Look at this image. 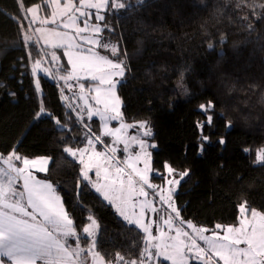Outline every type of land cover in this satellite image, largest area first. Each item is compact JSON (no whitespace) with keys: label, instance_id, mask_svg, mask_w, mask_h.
<instances>
[{"label":"trees","instance_id":"trees-1","mask_svg":"<svg viewBox=\"0 0 264 264\" xmlns=\"http://www.w3.org/2000/svg\"><path fill=\"white\" fill-rule=\"evenodd\" d=\"M48 1L0 0V156L50 157L38 176L62 196L80 243L93 240L82 233L91 216L96 250L107 262L117 254L139 261L145 233L82 181V165L63 151L85 145L89 126L99 134V120L69 107L63 83L52 76L40 75L36 90L32 69L45 51L26 42L24 28L27 9L42 4L49 13ZM122 3L109 4L102 31L118 53L100 52L126 65L118 84L123 119L149 124L153 169L163 175L167 164L178 177L188 173L175 195L181 218L214 229L239 224L243 204L264 213V161H257L264 149V0Z\"/></svg>","mask_w":264,"mask_h":264},{"label":"snow or ice","instance_id":"snow-or-ice-1","mask_svg":"<svg viewBox=\"0 0 264 264\" xmlns=\"http://www.w3.org/2000/svg\"><path fill=\"white\" fill-rule=\"evenodd\" d=\"M56 8L60 6V0H53ZM111 3L113 8L122 9L125 8V3L119 2V0H98V2H91V0H81V6L86 8L101 9L106 8ZM145 0H137V5L142 6ZM22 6V2H21ZM74 5L69 2L64 5L65 12L73 10ZM132 8L134 5H127ZM37 8H28L27 11L33 13L37 12ZM76 11H80L82 16H86L87 13L76 8ZM53 17L57 15L54 10L52 13ZM71 24H75L76 17L70 16L68 18ZM97 20H103L104 17L97 15ZM35 22V19L32 21ZM48 23L49 21H42ZM55 23V19L50 21ZM65 27H69V24H65ZM91 28L92 32L99 36L103 29L99 26H92L88 23L84 24L83 28H79L78 32H84ZM52 35L63 39L67 34L59 32H53ZM26 40H30L31 37H25ZM88 42L103 48L111 52L112 56H116L118 48L116 46H110L107 43L101 42L99 38H86ZM61 44H54L53 47H61ZM71 47V45H69ZM211 48L212 45L210 44ZM91 51V50H89ZM52 59L57 60L56 53L53 52ZM65 55L69 57V63L72 64L73 72L76 71L79 66L80 71H84L88 74V77L93 81H97L98 85H107V88H101L97 86L95 91L97 95L93 97L97 104H103V110L96 109L93 111L91 108L88 110V118L92 116H99L103 122L105 129L104 135L116 136L117 133L121 132L127 127L123 122L120 128L115 131L109 129V120H121L122 113L120 112L119 105L120 99L115 94V89L118 81H114V76L123 77L125 73V67L123 61L114 62L105 55H100L96 52H92L91 55H81L77 57L76 61L72 59V53L66 52ZM42 63L41 60H36L33 65V74L37 73L39 65ZM47 73V69L43 70ZM73 78V73L61 76V79L67 81ZM36 90H40L39 79L35 82ZM83 91L84 85H80ZM91 90V89H90ZM83 98V97H81ZM71 107V105H69ZM205 109L204 105L200 106ZM212 105L209 103L208 108ZM41 113L44 112L43 107L40 109ZM60 123L59 120L56 121ZM207 124L212 123V117L208 116ZM203 124L199 127L203 128ZM140 128L144 129L143 135L150 137L152 135L151 129L146 127V122L139 124ZM119 139V138H117ZM132 140L136 141L141 150H145L148 147L155 148V144H147L145 140L132 137ZM207 140V137H203ZM95 143H102L100 136H95L93 139H87L88 147L85 148H72L65 147L63 151L74 159H79L80 164L83 165L81 169L82 181L92 183L96 192L99 193L105 201L109 204H115L116 200H121L122 203H126L124 197L125 191L134 190L131 176L128 177L127 189L124 185L122 174L124 169L116 167L117 175L111 180L110 184L98 185L93 183L90 177V172L94 168L98 169V165L91 163H85L83 157L84 154L92 149V155L96 157H105L107 160L113 159L111 156H107L106 153L95 151ZM220 144H224L223 138L219 140ZM125 151H127L128 143L124 141ZM112 153L116 152V148L113 147L110 150ZM200 151H203V147H200ZM247 151V150H246ZM145 156L150 159L151 153L145 151ZM0 161L3 162L6 167H0V264H88V257H92V264H96L98 258L103 262V258L99 256V253L95 252L96 241L93 239L88 248L81 247L80 235L77 233L76 227L74 226V220L68 209L65 208L61 197L56 193L53 185L47 181L37 180L33 175L31 169L35 168L39 163L40 167L36 170L45 171L44 165L48 164V159H42L39 162L36 160H30L23 157L13 151L6 158L0 156ZM257 161H264V149H261L257 153ZM15 162H19L22 166H17ZM131 167V166H130ZM169 174L174 172L167 164L165 165ZM99 171L96 170L95 175L99 177ZM139 175V172L137 173ZM188 173L185 171L180 174V179L187 176ZM107 179V176L105 177ZM143 184L147 185L148 188L156 189L149 183L146 176L141 175ZM22 181V190L17 189L16 184ZM170 185L179 184L180 180H169ZM87 187V184L84 185ZM171 191V190H169ZM112 193V195H110ZM140 194L147 197L148 193L143 188L140 189ZM160 200L163 201L171 211L175 213L176 218H179V210L173 206L172 197L160 195ZM136 203L135 201L133 202ZM31 209V211H29ZM117 211L121 216L124 217L130 224H135L143 228V231L148 234L146 241L145 256L148 259L152 258L150 247L156 250L157 257H163L164 261H171V264H187L186 256L187 253H193V258L201 261L202 264H214V257H218L223 264H264V214L251 210V216L248 218L244 213L246 209L244 205H241L242 218L239 221V226H229L224 229L225 234L221 236L218 232H213L212 235H204L207 229L196 228L191 222H188V228L194 230L198 234L199 240L203 241L206 247L200 246L196 239L189 235L188 232L182 228H175V235H168L165 232H161V236L167 238L161 243L158 237L152 236L150 232V224H141L140 219L133 221L125 214L121 207H117ZM147 212H158V209L152 206V204L145 200L139 202V215L144 217ZM91 223L83 227L82 233L85 239L89 236H93L92 225H95V220L89 216L87 218ZM173 218L168 216L163 219V223L168 225L169 231H172ZM181 224L184 222L181 220ZM221 225L217 224L216 228L221 229ZM186 238L191 243H186ZM75 241V247L69 244V240ZM153 241H156L153 243ZM245 244L246 247H240L239 245ZM150 246V247H149ZM118 261H124V257L117 254ZM111 264V262H109ZM125 264H145L144 260L139 262L136 260L125 261Z\"/></svg>","mask_w":264,"mask_h":264},{"label":"rangeland","instance_id":"rangeland-1","mask_svg":"<svg viewBox=\"0 0 264 264\" xmlns=\"http://www.w3.org/2000/svg\"><path fill=\"white\" fill-rule=\"evenodd\" d=\"M122 1L123 0H119V2H122ZM69 2H71L74 5L73 10L70 12H65L64 5ZM91 2H98V0H91ZM47 6L50 8L49 13H46L42 4H38V5L31 7V8L38 9L37 12L35 13V16H33V13L28 12L30 16V21L28 22V26L25 27L24 30H25V37H31V39L26 40V42L28 43L29 41L36 40L37 43L40 44L44 48V51H45L43 58L40 59L42 63L39 65L37 73L35 74L36 80L39 79L40 75L52 76L56 80L57 79L60 80L63 83L64 89H65V96H64L65 101L72 107L73 106H77V108L79 107L81 112H84L86 114V118L88 122H90L93 118H97L100 122L101 130L99 134L92 132L91 131L92 129L90 126L87 127L88 130H87V133L85 134L86 144L80 147H74V149L88 147L87 139L90 138L94 140L95 136H100L103 142L95 143L94 141L95 151L106 153L107 156L113 157V159L107 160V162H105V157L103 156L96 157L92 155V149L89 148V151L85 153L83 157L85 163H91L94 165H98V169L94 168L93 171L90 172V177H91L92 182L97 183L98 185H101V186L110 184L111 180L117 175L116 167L118 166L120 168H123L124 173L122 174V178L124 180L125 188L127 189L128 177L131 176L134 190L125 191L124 197L127 201L126 203H122L121 200H116L115 204H111L115 208L116 211H117V207L119 206L123 209L125 214L128 215L131 220L136 221L137 219H140V223L142 225L150 224V232L152 233V236L158 237L161 243L167 238L166 236L164 237L161 236L162 231L167 233L168 235H175V228L180 227L184 231L188 232L190 236L194 237L196 239V242L200 246L206 247L204 242L199 240L198 234L195 233L193 229L188 228L187 226L188 222L184 221L181 218V216H179V218H176L175 213L171 211V208L168 207L167 204H165L163 201L160 200V195H163L165 197H167L168 195H171L173 206L178 209L177 204H176L175 195L179 190V186H180L182 179H180V177H178L175 174V171L170 175L167 170V167L163 175L160 172L155 171L153 169L152 148L148 147L145 150H141L139 144L136 141L131 139L132 137H137L138 139L145 140L146 143L149 145L155 144L153 140L151 139L152 135L150 137L144 136L143 135L144 129L139 127V124L145 121L127 122L123 119V114H122V121L121 120H109L108 127L109 129L115 131V129L120 128V125L122 122L127 127H125L121 132L117 133L116 136H110V135H104L105 129L103 126V122L100 120L99 116L94 115L92 116L91 119L88 118L87 113H88L89 108H91L93 111H95L96 109L103 110L104 108V105L102 103L97 104L96 101L93 99V97L97 95L95 88L97 86L101 88H107L108 86L98 85L97 81L91 80L90 77L86 78L88 74L84 71H80L79 66L77 67L76 71L73 72L72 64L69 63V57L65 55V53L66 52L72 53L73 61H76L78 56L91 55L92 52H96L100 55H103L100 52L101 50L100 47L88 42L86 39L88 37L99 38L101 42H103V38H102L103 32L100 33L99 36L97 37V35L92 32L91 28L85 30L84 32H78V29L83 28L85 23H88L92 25L93 27L96 25H99L103 29L104 19L97 20L96 16L100 15L105 18V12L109 5L106 8H101L97 10L94 8L82 7L81 0H60V6L59 8H56L53 3V0H49L47 2ZM76 8H80V10L83 12H86L87 15L82 16L80 14V11L75 10ZM54 10L57 13L55 17H53L52 15ZM70 16L76 17L75 24H71V21L68 19ZM33 19H35L34 23L32 22ZM53 19H55L56 21L55 23L50 22ZM45 20L49 22L43 23L42 21H45ZM65 24H69L70 26L65 27L64 26ZM53 32H59L62 34L66 33L67 35L64 36L63 39H60L52 35ZM54 44H61L62 46L53 47ZM69 45H71V47ZM53 52L56 53V56L58 57L57 60L52 59L51 54ZM114 62H117V61H114ZM44 69L48 70L47 73L43 71ZM68 73H73L72 79L67 80V81L61 79V76L67 75ZM123 77L114 76L112 78L114 81H118L116 85V89H115V94L120 99L119 109L121 113H122L123 102L118 92V84L122 80ZM80 85H84L83 91L81 90ZM146 127L150 128L147 122H146ZM125 140H127V143H128L127 151H125V146H124ZM113 147L116 148L115 153H112L110 151ZM145 151L148 153H151L150 159L145 156ZM26 158H29V157H26ZM30 159H35V158H30ZM39 159L40 160L47 159V156L41 157ZM77 160L79 161V159ZM82 168H83V165H82ZM96 170H98L100 173L99 177L95 175ZM138 172H139V175L137 174ZM141 175L146 176L149 183H151L154 186V188L157 190L155 194H154V189H150L147 187V185L143 184V181L141 180ZM106 176H107V179L105 178ZM169 180H180V183L170 185L168 183ZM90 184L92 186V183ZM141 188H143L144 191L148 193L147 197L142 196L140 194ZM110 195H112V193H110ZM145 200L149 201L153 207L158 209V212H155V213L147 212L145 216L141 218L139 215V202H143ZM134 201L136 202L135 204L133 203ZM243 205L246 209V212L244 213V215L250 218L251 210L247 208L246 204H243ZM117 213L119 214L121 218L124 219V217L121 216L118 211ZM168 216H171L173 218L172 231H169L168 225H165L163 223V219L167 218ZM241 218H242V212L240 213V219ZM181 220L184 222L183 224L180 223ZM125 221L128 222L127 220ZM192 224L196 226V228L207 229L204 235H212L213 232H218L221 236L225 234L224 229H226L227 227L239 226V224L221 225L222 226L221 229H217L216 227L214 229H210L207 227L198 226L194 223ZM133 225L135 224L133 223ZM139 228L143 231L142 227H139ZM92 232H93V236H89V237H92L94 239L95 234L97 232V223H95V225H92ZM145 236H146V241H147L148 234L145 233ZM181 239H185L186 243H189V244L191 243V241H188L184 237H181ZM155 242L156 241H153V243ZM239 246L242 248L246 247L245 244H241ZM94 251L99 253L96 250V247ZM150 252L152 253L151 259H148L145 256V250H144L142 258L140 259V260H144L145 264H171V261H164L163 257H157L155 254L156 250L154 248L150 247ZM186 260H187V264H202L201 261H198L193 258V253H187ZM114 264H125V261L124 262L116 261L114 262ZM214 264H223V262L220 261L218 257H214Z\"/></svg>","mask_w":264,"mask_h":264},{"label":"crops","instance_id":"crops-1","mask_svg":"<svg viewBox=\"0 0 264 264\" xmlns=\"http://www.w3.org/2000/svg\"><path fill=\"white\" fill-rule=\"evenodd\" d=\"M46 5H47V3H46ZM94 119V118H93ZM7 157V156H6ZM5 157V158H6ZM45 157V156H44ZM39 158H41V157H36L35 159H30V158H28V159H30V160H36V161H40V159ZM38 159V160H37ZM47 159H48V164L47 165H44V167H45V171H38V170H36L37 168H39L40 167V164L38 163L37 165H36V167L35 168H33V169H31L32 170V172H33V175L35 176V178L37 179V180H41V181H47V182H49V183H51L50 181H48V180H46V179H43V178H40L39 176H38V173H45V172H47V170H48V168H49V165H50V161H51V159H50V157H47ZM16 164H17V166H22V164H20V163H18V162H15ZM0 167H6V165H4L3 164V162L2 161H0ZM52 184V183H51ZM16 187H17V189H19V190H22V181H19L17 184H16ZM54 187V186H53ZM55 189V188H54ZM56 193H57V191H56ZM58 194V193H57ZM60 197H61V200H62V202H63V199H62V196L60 195V194H58ZM64 203V202H63ZM29 211H31V209H29ZM69 244H71L73 247H75V242H72V241H70L69 240ZM80 245H81V247H84V248H88L89 246H84V245H82L81 243H80ZM100 257H102V255L100 254L99 255ZM103 258V257H102ZM140 261V260H139ZM138 261V262H139ZM38 264H40V262H38ZM88 264H92V257H88ZM96 264H109V262H107L104 258H103V262H101L98 258L96 259ZM111 264H114V263H111Z\"/></svg>","mask_w":264,"mask_h":264}]
</instances>
